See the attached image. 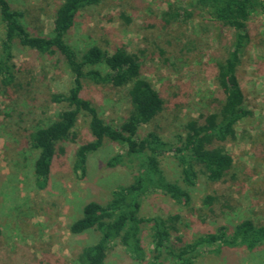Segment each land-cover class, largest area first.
<instances>
[{"label": "rangeland", "instance_id": "rangeland-1", "mask_svg": "<svg viewBox=\"0 0 264 264\" xmlns=\"http://www.w3.org/2000/svg\"><path fill=\"white\" fill-rule=\"evenodd\" d=\"M22 11V21L32 34L49 35L55 12L63 0H8ZM189 0H100L79 11L66 41L81 55L97 44L109 51L125 45L141 62L142 77L151 81L164 100L163 109L139 129V135L157 130L165 139L183 133L190 118L218 109L223 93L216 62L227 55L235 30L193 8L184 19ZM264 3V0H263ZM179 9L178 18L167 21L166 12ZM249 39L237 68L245 106L252 111L236 126L237 138L224 143L234 157L232 170L220 181L200 173L189 187L191 203L179 204L168 194L147 192L141 198L140 216L178 213V231L171 244L216 232L224 224L231 232L245 218L264 223V8L248 21ZM5 24L0 17V50ZM13 62L16 81L0 89V264H83L84 246L96 243L101 233L90 228L72 233L70 224L82 215L90 200L106 203L120 186L131 183L138 160L123 158L109 167L107 160L123 153L119 143L105 139L89 153L86 174L73 169L78 145L92 139L89 118L81 114L76 138L63 143L52 160L48 184L41 189L35 176L37 151L29 134L57 118L64 104L52 102L53 92L67 91L72 82L65 59L49 56L15 43ZM82 96L90 99L109 123L120 125L130 111L128 86L114 87L84 78ZM168 180L185 186L180 166L171 152L162 158ZM211 195V203L205 197ZM179 237V241L175 237ZM146 259L137 263L119 241L111 244L103 264H175L164 251L160 257L152 239V225L142 226ZM203 246L194 264H264V245ZM223 248V249H222Z\"/></svg>", "mask_w": 264, "mask_h": 264}, {"label": "trees", "instance_id": "trees-1", "mask_svg": "<svg viewBox=\"0 0 264 264\" xmlns=\"http://www.w3.org/2000/svg\"><path fill=\"white\" fill-rule=\"evenodd\" d=\"M100 0H63L56 9L52 31L49 35L32 34L22 21L23 13L11 6L8 0H0V17L5 24V35L0 50V89L16 81L13 62L15 43L35 49L49 56L63 57L71 71L72 82L67 91L53 92L52 102L64 104L57 118L34 129L29 138L37 151L35 176L38 186L43 189L48 184L52 160L58 151L63 153V143L76 138L75 126L81 114L89 118L92 139L82 142L75 151L73 169L80 178L86 174L89 153L99 149L105 139L119 143L123 153H116L107 160L109 167L122 163L123 158L138 160V170L134 180L118 187L106 203L90 200L83 206L82 215L70 224L72 233L80 234L90 228L100 231L99 240L84 246L79 258L83 264H103L111 244L119 241L137 263L146 259L142 243V226L152 225V239L161 256L165 251L175 264H194L203 246L219 244L246 245L253 249L264 243V223L256 224L245 218L237 222L231 232L222 224L216 232L197 237L191 242L172 246V230L178 231V213L168 216H140L141 198L147 192L168 194L179 204L191 203L189 187L196 184L200 173L210 181H220L232 170L234 157L224 143L237 138V124L252 111L245 106V97L237 68L243 50L249 39L248 21L252 14L264 8L263 0H189L188 8H182L184 19L193 14V8L206 12L210 17L226 27L235 30V38L227 55L217 60L216 79L221 87L223 99L218 109L190 118L183 133L174 139H165L157 130L139 135L138 131L151 122L163 109L164 100L151 81L142 77L141 62L135 52L125 45L112 51L97 44L88 47L81 55L65 39L67 31L74 25L79 11L96 5ZM167 21L178 18L179 9L169 5ZM84 78L96 83H108L114 87L128 86L130 111L120 125L107 122L92 101L82 96ZM171 152L176 158L181 173L180 184L167 179L162 168V158ZM211 195L205 197L210 204ZM1 235V228H0ZM179 241V237H175ZM182 242V241H181Z\"/></svg>", "mask_w": 264, "mask_h": 264}, {"label": "crops", "instance_id": "crops-1", "mask_svg": "<svg viewBox=\"0 0 264 264\" xmlns=\"http://www.w3.org/2000/svg\"><path fill=\"white\" fill-rule=\"evenodd\" d=\"M263 245H264V243H263ZM223 249V248H222Z\"/></svg>", "mask_w": 264, "mask_h": 264}]
</instances>
